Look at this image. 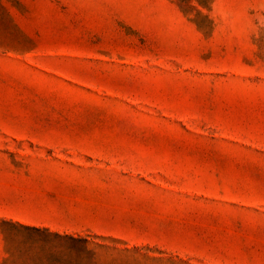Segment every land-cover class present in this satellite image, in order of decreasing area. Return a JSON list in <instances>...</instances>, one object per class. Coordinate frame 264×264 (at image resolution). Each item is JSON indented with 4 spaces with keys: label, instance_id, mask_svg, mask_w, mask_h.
I'll return each mask as SVG.
<instances>
[{
    "label": "rangeland",
    "instance_id": "374dc122",
    "mask_svg": "<svg viewBox=\"0 0 264 264\" xmlns=\"http://www.w3.org/2000/svg\"><path fill=\"white\" fill-rule=\"evenodd\" d=\"M0 264H264V0H0Z\"/></svg>",
    "mask_w": 264,
    "mask_h": 264
},
{
    "label": "crops",
    "instance_id": "0c3cea01",
    "mask_svg": "<svg viewBox=\"0 0 264 264\" xmlns=\"http://www.w3.org/2000/svg\"><path fill=\"white\" fill-rule=\"evenodd\" d=\"M25 208L18 210L25 224L38 227L49 226L48 222L53 218L52 203L46 198L45 192L32 188V195L24 199Z\"/></svg>",
    "mask_w": 264,
    "mask_h": 264
},
{
    "label": "trees",
    "instance_id": "16d2710c",
    "mask_svg": "<svg viewBox=\"0 0 264 264\" xmlns=\"http://www.w3.org/2000/svg\"><path fill=\"white\" fill-rule=\"evenodd\" d=\"M4 223L12 227H18L19 229L28 231L31 236L34 235L36 238L50 237L51 235L59 237L64 241V244L69 245V247L74 250L76 254L79 248L82 247L85 242H87V240L82 237H76L69 234L63 235L59 232L50 230L48 227L31 226L18 221H5Z\"/></svg>",
    "mask_w": 264,
    "mask_h": 264
}]
</instances>
